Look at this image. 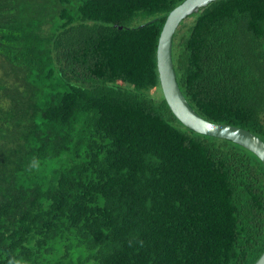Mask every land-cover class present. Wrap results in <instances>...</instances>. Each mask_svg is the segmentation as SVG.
I'll return each mask as SVG.
<instances>
[{
  "label": "trees",
  "instance_id": "16d2710c",
  "mask_svg": "<svg viewBox=\"0 0 264 264\" xmlns=\"http://www.w3.org/2000/svg\"><path fill=\"white\" fill-rule=\"evenodd\" d=\"M184 0H0V264H254L264 163L170 110L158 39ZM203 118L264 140V0L173 40Z\"/></svg>",
  "mask_w": 264,
  "mask_h": 264
},
{
  "label": "water",
  "instance_id": "95a60500",
  "mask_svg": "<svg viewBox=\"0 0 264 264\" xmlns=\"http://www.w3.org/2000/svg\"><path fill=\"white\" fill-rule=\"evenodd\" d=\"M216 0H184L166 17L157 44V70L163 96L174 116L195 132L228 139L252 151L264 163V140L252 131L226 123H217L203 118L184 96L173 61V40L180 23ZM254 264H264V252Z\"/></svg>",
  "mask_w": 264,
  "mask_h": 264
}]
</instances>
